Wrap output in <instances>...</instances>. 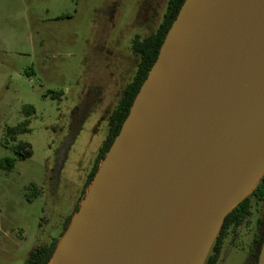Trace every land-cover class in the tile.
<instances>
[{"label":"water","instance_id":"water-1","mask_svg":"<svg viewBox=\"0 0 264 264\" xmlns=\"http://www.w3.org/2000/svg\"><path fill=\"white\" fill-rule=\"evenodd\" d=\"M263 175L264 0H186L53 264H204Z\"/></svg>","mask_w":264,"mask_h":264},{"label":"rangeland","instance_id":"rangeland-1","mask_svg":"<svg viewBox=\"0 0 264 264\" xmlns=\"http://www.w3.org/2000/svg\"><path fill=\"white\" fill-rule=\"evenodd\" d=\"M168 1L0 0V163L16 159L11 170L0 166V264H25L57 240L53 264L91 191L108 117L136 72L133 39L155 32ZM26 120L29 132L13 140L7 129ZM21 143L30 157L16 154ZM259 222L264 203L253 201L218 264L249 263Z\"/></svg>","mask_w":264,"mask_h":264},{"label":"trees","instance_id":"trees-1","mask_svg":"<svg viewBox=\"0 0 264 264\" xmlns=\"http://www.w3.org/2000/svg\"><path fill=\"white\" fill-rule=\"evenodd\" d=\"M185 1L186 0H169L162 22L157 27L155 32L144 38L138 36L134 38L132 42V50L139 58L137 69L131 81L123 89L117 107L108 117V134L102 147L99 150L95 164L87 177V181L85 184L86 187H89L93 182L96 174L99 171L100 164L106 158V155L110 151L115 139L121 132V129L130 114L134 101L139 94L143 84L147 80L153 66L155 65L165 39L173 23L177 19ZM28 126L29 120H26L24 123L20 124L17 127H9L7 129V132L13 140H16L20 134L29 132ZM18 147L24 150L23 152H21L20 150L16 151V154L19 158L25 159L32 155L29 144L21 143ZM15 163V158L8 157L1 160L0 166L3 169L11 170L14 167ZM253 201L264 203V175L257 183L251 194L242 202H240L232 210V212L227 215L218 233V236L213 243V254L208 255L204 264L219 263L224 239L227 237L229 231L236 234L238 229L251 215ZM57 247V240L36 247L30 252L25 264H50L57 250Z\"/></svg>","mask_w":264,"mask_h":264},{"label":"flooded vegetation","instance_id":"flooded-vegetation-1","mask_svg":"<svg viewBox=\"0 0 264 264\" xmlns=\"http://www.w3.org/2000/svg\"><path fill=\"white\" fill-rule=\"evenodd\" d=\"M146 37V36H145ZM144 38V37H143ZM134 40V39H133ZM133 51V50H132ZM134 53V52H133ZM135 54V53H134ZM125 88V87H124ZM258 240H253L254 244H255V250L252 253V257L249 260L248 264H258V256H259V252L261 249V245L263 243L264 240V225L263 223L259 222L258 223ZM209 254H213L212 250L210 251Z\"/></svg>","mask_w":264,"mask_h":264}]
</instances>
